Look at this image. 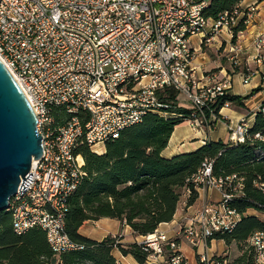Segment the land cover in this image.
<instances>
[{
	"label": "built area",
	"instance_id": "1",
	"mask_svg": "<svg viewBox=\"0 0 264 264\" xmlns=\"http://www.w3.org/2000/svg\"><path fill=\"white\" fill-rule=\"evenodd\" d=\"M207 7L208 0H0V61L35 114L42 147L29 171L30 184L19 194L17 190L6 209L16 234L36 227L55 254L74 248L64 218L67 199L84 176L82 157L75 154L80 144L101 154L106 141L146 114L181 119L191 128L209 127L215 106H230L227 76L217 81L209 73L198 79L193 39L199 38V47H209L224 32L230 41L255 9L236 8L212 21L204 17ZM254 47L263 51L256 60L264 62V33ZM236 51L230 45L233 67L238 66ZM248 78L243 76V84ZM169 88L183 99L187 113L177 112L178 103L159 99ZM257 113L264 115V106ZM227 129L234 145L244 143L250 130L244 119ZM190 182L197 198L208 190L219 198L203 199L194 214L183 218L176 237L193 248H206L214 235L230 233L238 223L240 214L229 203L240 193L242 179H216L211 162L205 161ZM255 186L264 193V182ZM190 194L185 189V204ZM139 244L151 257L165 249L172 252L167 264H221L206 249L195 262L185 260L163 232L155 231ZM248 244L255 263L264 264V233L255 232Z\"/></svg>",
	"mask_w": 264,
	"mask_h": 264
},
{
	"label": "trees",
	"instance_id": "2",
	"mask_svg": "<svg viewBox=\"0 0 264 264\" xmlns=\"http://www.w3.org/2000/svg\"><path fill=\"white\" fill-rule=\"evenodd\" d=\"M241 1L208 0L204 17L216 21L236 9ZM243 29L242 25L235 29L233 40ZM158 97L166 103H178L174 89H165ZM225 100L241 106L238 97L226 96ZM219 108L217 104L215 113ZM187 111L186 106L177 110ZM182 123L181 119L146 114L139 123L121 130L117 138L106 141L101 154L91 152L84 144L77 146L75 154L82 157L84 176L67 199L64 218V232L74 248L55 254L45 233L36 227L16 234L10 214L2 211L0 264H117L113 249L122 256H131L138 264H145L151 253L141 244L123 245L118 236L96 242L80 235L79 228L87 221L108 218L128 226L136 237L154 234L160 224L171 222L185 189L191 190L186 204L196 201L190 178L205 161L211 162L212 176L216 179L225 180L233 175L242 179L240 193L229 203L240 214L238 223L230 233L213 236L227 246L233 243L238 255L232 261L225 257L218 259L221 264H256L248 241L255 232L264 233V217L258 216L264 215V193L255 186L264 182V156L260 155L264 154V115H255L248 138L242 144L207 142L193 152L164 159L161 152L174 128ZM163 254L168 260L172 252L165 250Z\"/></svg>",
	"mask_w": 264,
	"mask_h": 264
},
{
	"label": "crops",
	"instance_id": "3",
	"mask_svg": "<svg viewBox=\"0 0 264 264\" xmlns=\"http://www.w3.org/2000/svg\"><path fill=\"white\" fill-rule=\"evenodd\" d=\"M248 6H253L255 9L254 13L243 31L236 33L234 40L232 38L229 41L224 32L216 37L218 41L222 39V42L225 43L222 51L225 53L229 65L231 64L228 60L231 55L228 53L230 45L237 50L234 53L238 60V66L234 69L236 70L235 72L231 71L228 73L226 70L229 68L226 66L228 64H224L219 58L209 63L207 58H205V54L201 51V47H199V38L195 37L193 39V45L197 50V54L192 65L196 70L198 79L203 80L204 76L209 74L205 68L211 65L209 69H216L217 73H213L219 79L221 77V80H223L226 76L230 79L227 96L240 98L241 106L231 104L228 108H219L217 113L214 114V119L209 127L191 128L185 122L176 126L168 140L167 147L161 152V157L164 159L193 152L207 142L216 143L221 141L228 143L229 132L227 125L229 123H236L244 119L249 124V128L252 127L255 115L259 107L264 103V62L256 60L258 56L263 55V51H258L254 47L255 38L264 33V0H242L237 8L242 10ZM213 42L215 43L216 40L214 39ZM213 42L209 47L213 46L219 51L221 46H215ZM245 75H248L249 78L248 82L243 84L242 80ZM217 77L215 80H217ZM218 198L219 195L215 190H208L191 205L185 204L183 198L178 203L171 222L160 224L156 232H163L168 238L176 241L178 252L189 262H195L197 255L204 252L205 249L209 257L219 256V254L214 255L213 242L215 241L207 244L206 248L204 246L193 248L182 236L176 237V232L183 218L194 214L201 207L203 199L215 201ZM78 232L83 237L96 242H100L107 237L118 236L120 239L119 242L123 245L139 243L143 239L141 236H134L128 226L108 218L87 221L83 223ZM220 243L218 241V247L221 253ZM231 248H234V246H231ZM165 250L167 252V249ZM111 253L117 264H138L131 256H122L117 249H113ZM145 264H167L166 255L150 256Z\"/></svg>",
	"mask_w": 264,
	"mask_h": 264
},
{
	"label": "water",
	"instance_id": "4",
	"mask_svg": "<svg viewBox=\"0 0 264 264\" xmlns=\"http://www.w3.org/2000/svg\"><path fill=\"white\" fill-rule=\"evenodd\" d=\"M36 117L14 78L0 61V212L30 184L32 162L42 155ZM21 183V184H20Z\"/></svg>",
	"mask_w": 264,
	"mask_h": 264
},
{
	"label": "rangeland",
	"instance_id": "5",
	"mask_svg": "<svg viewBox=\"0 0 264 264\" xmlns=\"http://www.w3.org/2000/svg\"><path fill=\"white\" fill-rule=\"evenodd\" d=\"M218 37V36H217ZM222 37V36H221ZM216 42L214 43L213 42V45L215 46H221V48L218 50L215 49V47L211 46V47H201V51L205 54V58H207L208 62L211 63L213 61H216L217 58H219V60L221 62H223L224 64L227 63L228 64V61L225 57V53L222 51V49L224 48V42H222L223 40H217V38H215ZM221 43V44H220ZM212 44V43H211ZM210 44V45H211ZM230 62V61H229ZM209 65V64H208ZM211 65H209V67L205 68V70H208V73L212 74L213 72L217 73V70L216 69H209ZM227 67H229L228 69H226L229 72L231 71H236L234 70L236 67H233L231 64L229 65H226ZM217 81H221V77L220 79L217 77ZM178 104L180 106H183L184 105V102H183V99L178 95ZM257 114V113H256ZM250 215L254 213L249 211L248 212ZM256 214V213H255ZM258 215V214H256ZM259 218H263V216L261 215H258ZM215 242H213V249H214V255H218L219 254V257L221 258H227V260L229 261H232L234 258L237 257L238 255V252L236 250V247L235 245L232 243L231 245L227 246L224 244V242L220 241V246H221V253H220V249L218 247V241L214 240ZM231 246H234V248H231Z\"/></svg>",
	"mask_w": 264,
	"mask_h": 264
},
{
	"label": "bare ground",
	"instance_id": "6",
	"mask_svg": "<svg viewBox=\"0 0 264 264\" xmlns=\"http://www.w3.org/2000/svg\"><path fill=\"white\" fill-rule=\"evenodd\" d=\"M149 236H151V235H149Z\"/></svg>",
	"mask_w": 264,
	"mask_h": 264
}]
</instances>
